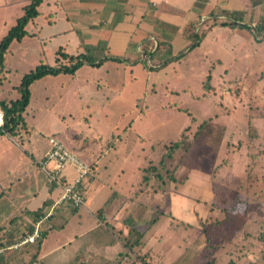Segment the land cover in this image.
I'll list each match as a JSON object with an SVG mask.
<instances>
[{"label": "rangeland", "instance_id": "374dc122", "mask_svg": "<svg viewBox=\"0 0 264 264\" xmlns=\"http://www.w3.org/2000/svg\"><path fill=\"white\" fill-rule=\"evenodd\" d=\"M53 1L46 0L41 5L40 16L26 26L29 34L22 40H14L7 52L5 66L11 69L0 72V99L9 101L19 98L21 93L18 86L22 76L40 63L55 65L56 50L61 45L63 51L70 54L87 50L98 58L119 57L121 61L108 59L101 66L84 64L75 73L46 75L34 81L30 85V103L24 115L29 124L37 123L38 129L31 132L33 135L30 140H24V145L32 143V146L38 147L48 140L49 134L59 131L69 135L74 131L77 134L74 135L73 132V137L88 139L90 146L100 145L105 139L103 147L109 148L116 142L118 149L127 151L128 154L127 157L119 156L113 166L117 168L124 165L126 168L122 176L118 175L121 179L126 175L128 184H123L121 192L125 193L119 192L129 199L117 210L118 224L114 227L122 232L126 231L124 221L130 217L134 218L138 228L146 229L147 222L152 219V212L146 215L145 211L150 207L152 211L157 210L164 215L156 224L162 225L159 233L162 239H159L157 245L155 239L147 245V248L153 243L156 245V253H153V258L150 257L152 264L236 263L233 247L226 249L223 245L224 241L234 240L238 232L236 227L233 224L232 227L221 225L215 232L214 228L210 229V233H204L203 227L224 219L223 206L230 207L234 204L235 188L225 183L233 179V185H239L235 180L234 170L232 171L235 164L244 163L245 167L251 169V177L255 174L257 180H264V138H259L253 148L248 145L249 137H239L242 131L254 133L256 130L251 125L246 127L245 124V128L239 124L241 109L238 107L240 103L243 104V114L247 117L253 112L255 116L264 118V42L254 38L253 30L250 40L254 41L246 42L243 34H232L230 27L223 29L219 26L208 33L200 48H195L194 52L191 50L185 59H177L175 55L178 52L166 50V45H162L160 51L153 53L152 57L148 55L144 58L142 52H135L136 59L130 61L125 52L122 53L120 48L106 40L92 45L89 39H83L82 49L79 50V44H75L72 34L49 37L52 31H57L64 24L62 18L58 19L61 15L64 16L60 0L49 8L47 2H52L53 5ZM27 3L28 0H0V40L23 14ZM215 6L218 8L219 3ZM233 12V9L217 12L225 17L215 16L205 23L209 25L211 21V27L220 25L223 20L235 19ZM249 14L244 18L251 22L257 14L254 11ZM199 20L189 30L202 37L210 26L201 25L196 31ZM33 32L40 33L44 42L41 43ZM213 37L216 39H212ZM74 38H79L78 33L74 34ZM192 42L194 41H189L188 45ZM246 50L251 54L250 59L243 58L246 57ZM203 51L207 55L204 60L210 66L209 71L201 64H191L193 61L198 63L195 60ZM161 55L164 58H160ZM216 56L221 60H216ZM161 59L170 60L166 66L155 69L162 62ZM61 62L69 63L65 59H61ZM204 120H211L213 127H224L220 143L211 136H197ZM176 142L180 144L173 149ZM3 146L18 152L21 149L7 136L0 141V148ZM171 150L172 155L166 157V168L160 169L159 176V161ZM115 172L113 174L116 177ZM21 176L23 175L13 174L6 162H0L1 183L10 178L17 182L14 177ZM22 180L19 187L25 185L24 182L28 183L26 177L23 176ZM185 183L189 185L186 188L187 196L191 197L189 205H194L192 210L190 206L189 211L194 217L184 216L182 221L176 222L179 219L168 211L170 193H177ZM214 183L225 184L229 189L218 186L214 199ZM261 186L262 202L258 203L251 196L247 204V210L250 209L253 213L258 212L257 206L264 210V181ZM208 187L212 190V199H206V193L202 195ZM15 189L17 187L12 186L13 194ZM112 198L115 199V195ZM8 200L4 197L0 201V232L8 225L9 220L6 222L5 217L14 211ZM121 202L117 200L115 203L118 206ZM259 217L257 238L264 228V218ZM169 227L174 231L169 230ZM174 233L176 234L173 235ZM172 236L175 239L173 244ZM261 248L258 244L253 250L254 258H249L247 264H264L260 259ZM141 252L138 256L151 255V250ZM135 255L132 252L129 256L135 258Z\"/></svg>", "mask_w": 264, "mask_h": 264}, {"label": "crops", "instance_id": "0c3cea01", "mask_svg": "<svg viewBox=\"0 0 264 264\" xmlns=\"http://www.w3.org/2000/svg\"><path fill=\"white\" fill-rule=\"evenodd\" d=\"M57 1L59 2V0H54L53 5L52 2H47L49 8L54 7ZM43 3H46V0H43ZM216 3H219L218 8L215 6ZM60 4L64 10V16L61 15L58 19L62 18L64 24L57 31H52L49 37L57 38L62 35L72 34L73 36L71 37L75 44H79L77 47L79 50L82 49L83 39H89L92 45L106 40L114 44L116 48H120L122 53L125 52L124 54H127V58L130 61L136 59L135 52H142L144 58L148 56L144 53L145 48H148L147 51H154L156 49L154 45H157L159 41L163 42L162 45L169 46L170 44L172 52H186L185 56L180 58L181 60L185 59L186 56H189L191 50L196 51V49L200 48L208 33L213 32L219 26L223 27V29L230 27L232 34H243L246 42L254 41L253 39L250 40L254 32V38L261 41V43L264 42V0H254L253 2L249 0H60ZM56 9L58 8L56 7ZM228 9L235 10L233 12L235 19L232 18L230 21L242 25L237 24L235 27L224 25L223 22L226 20H223L220 25H213L212 27L211 21H209V25L205 23L208 19L215 18V16L219 18L225 17V15H218L217 12H225ZM250 11H254L257 14L256 18H252L251 22L246 17L244 18L245 15L248 16ZM40 14L32 21L35 22ZM46 17L48 18V15ZM63 19H66V21ZM197 20H199V23L196 31L201 25L210 26L204 36L200 37L198 35V38L200 37L199 41L194 36L197 32L189 30ZM75 33H78L79 38H74ZM32 34H36L35 37H38L41 43L44 42V38L40 37V33L33 32ZM212 39H216V37ZM189 41H197L198 43L196 47L190 50L188 49ZM123 44L128 45L125 47L122 46ZM162 45L157 52L160 51ZM143 46L145 47L143 48ZM62 47L61 45L56 50V54L58 50H63ZM248 51L246 50L244 59L251 58V54ZM82 52H87V50L78 51L77 54ZM206 57L207 55L204 51L199 53L195 60L198 63L193 61L191 63L192 66L201 64L206 70L210 69V66L206 65L204 60ZM160 58H164V55H161ZM215 59L221 60L219 56H216ZM250 66L252 65L250 64ZM4 69L8 71L11 67L7 66L6 68L5 66ZM263 87L264 84L262 85ZM238 107L241 109L239 111V124L244 127L245 124L247 125L246 127L251 125L256 130L254 133L249 130L242 131L239 137H249L250 144L248 143V145L253 147L257 144L259 138H264V118L255 116L253 112L247 117V115L243 114V104L240 103ZM24 123L25 126L15 138L6 134L0 135V141L4 136H7L21 148L18 152L10 147H1L0 162H6L8 168L16 176L22 174L28 179V183L24 182L25 185L21 186L24 189H20L21 187L18 186L21 182L23 183V176L20 178L14 177L17 182L11 180L12 178L4 183L0 182V201L6 197V199H9L10 206L14 209L12 213L5 217L6 222L9 220L8 225L2 228L0 232V247L5 248L0 252V264H126L128 262L130 264H142L138 259L125 255L127 249L114 231L109 228L110 224L114 226L118 224L116 212L123 205V202L125 204L126 199H129L125 194H121L125 193L121 192L123 191V184H128L125 179L126 175L121 179L122 173H124L123 171L126 168L124 165L117 168L113 166L115 165L114 161L119 160V156L127 157V151H120L117 144H115L116 142L109 148L103 147L105 139L103 140L104 143L100 145L90 146L88 139L80 140L78 137H73V134H77L74 131V133L70 132L71 135L64 131L52 132L43 145L35 147V145L32 146V143H29V145L25 146L24 140L26 138L30 140L33 135L31 132L38 129V124L35 122H30L31 124H29L25 115ZM251 134L252 137L250 136ZM51 137H59L70 149L92 164L91 174L81 185V189L87 197L86 205L82 208H75L67 202H59L62 189L49 183L45 172L37 162L50 149ZM244 149L242 148V151H245ZM233 170L235 180L239 182V185H233V179H229V182L225 184L233 186L235 190L244 193L248 197V201L253 196L258 203H261V185L264 180H257L255 174L251 177L249 173L251 169L247 168V166L245 167L244 163L235 164ZM115 171L117 172L116 177L113 174ZM118 174H121V176ZM65 175L68 179L74 180L77 173L72 166H69L65 169ZM14 185L17 189H15L13 194L11 189ZM187 187L189 185L185 183L180 186L177 193H170L168 211L179 219L176 222L182 221L184 216L194 217L189 211L190 206L192 210L194 205H189L191 197L187 196ZM116 191L121 193L117 194ZM205 193L206 195L208 194L206 199L213 198L211 188L209 189L208 187V190L202 195ZM114 195L115 199L112 198ZM117 200L122 201L118 203V206L115 203ZM257 207L259 214L258 212H254V214L248 209V222L237 232L234 240L223 242L224 248L233 247L234 256L236 257V263L234 264H247L250 259L254 258L255 253L253 250L258 247V244L263 248L257 238L258 229L256 226L259 217L257 215H260L259 218L263 219L264 210L260 206ZM37 210L42 212V216L38 220L35 219L33 214ZM151 211L150 207L147 208V211H145L147 212L146 215H149ZM49 212L51 214L45 218ZM100 212H102V215H100ZM40 220H42L43 228L42 237L34 242L22 244L18 248H12L13 244L21 242L26 237L29 226H35ZM189 223L192 222L190 221ZM161 226L155 225L149 235H147L148 238L146 236L144 242L143 250H151L150 257L152 258L154 256L153 253H156V245L159 239H162L161 234H159L161 233ZM169 230L174 231L172 228ZM172 238L173 236L171 237L173 244L175 239ZM154 239L156 245L153 243L147 248V245H150ZM175 245L177 246V244ZM240 248L243 250L240 251ZM245 253H247V256ZM230 257L232 256L230 255ZM149 259L152 262L151 258Z\"/></svg>", "mask_w": 264, "mask_h": 264}, {"label": "trees", "instance_id": "16d2710c", "mask_svg": "<svg viewBox=\"0 0 264 264\" xmlns=\"http://www.w3.org/2000/svg\"><path fill=\"white\" fill-rule=\"evenodd\" d=\"M43 0H28V3L24 6V12L23 14L17 19L16 23L11 26L7 33L4 35V37L0 40V72L4 69L5 61H6V53L8 52L10 45L14 40H22V38L26 35H28V30L26 29L27 24L32 21L35 17H37L40 14V6L42 5ZM224 25H229L231 27H234L237 24L230 20H226L223 22ZM242 25V24H240ZM249 27V26H248ZM195 37L198 38V34H194ZM200 40V37L198 38V41ZM162 41H159L156 45V49L154 51L150 50L147 51V47L144 53L146 55L153 56V53H155L159 47L162 45ZM197 41L192 42L191 45H189L188 49H192L196 47ZM166 50L172 51L171 45H167ZM185 55L184 51L179 52L175 57L177 59H180ZM61 59L68 60L67 62H61ZM112 59L116 61H121L119 57H110V58H97L96 56L90 54L89 52H82L79 54H69L66 51L58 50L57 51V57H56V64L50 65L45 63H40L27 73H25L22 76L21 83L18 86V89L21 93L20 97L15 100H6V99H0V109L4 112V123L2 126H0V135H8L9 137L15 138L22 130V128L25 126L24 123V112L26 111V108L28 107L30 103V85L46 76V75H57L59 73H75L81 66L84 64H89L92 66H101L106 60ZM169 60H163L161 59V63L158 67H154L155 69H160L164 66H166L169 63ZM216 130V131H215ZM216 132V133H215ZM215 133L214 135H212ZM203 134L204 136H211L214 137L219 143L221 142L223 135H224V127L221 125H217L216 127H213L211 120H204L200 124V129L197 131V136ZM196 136V137H197ZM180 144V142H176L174 144L173 149L177 147ZM172 149V150H173ZM171 151H168L166 154H164L160 161H159V170L161 168H166V157L171 156ZM161 170L158 172V175L160 176ZM147 179V177H146ZM174 180V178L172 179ZM218 186H223L225 189L227 188L226 185L214 183L213 184V190H214V199L217 196L215 194L216 189H218ZM219 192V191H218ZM235 202L232 206H223L224 212H225V218L222 220H217L214 223L211 224H205L203 227L204 233H210V229L214 228L218 230V228L221 225L232 227V224L236 227L237 231H239L245 223V220L248 216V210H247V204H248V197L242 193L239 190H235ZM152 219L147 222V228L144 230H141L137 227L136 221L134 218H128L124 221L126 228V231L123 230H117L114 225L110 224L109 228L116 233L118 238L122 241L125 248L127 249V252L125 255H130L132 252H134L135 258L138 259L142 264H152L150 262L149 258L150 255L146 256H138L141 254L144 242L146 239V236L152 231V229L155 227V225L160 221V219L164 216L159 211H151ZM35 215V219L38 220L42 216L41 210H37L33 212ZM34 226V225H33ZM30 226L28 229V232L25 236L30 234L34 227ZM262 232L259 233L258 240L261 245H263V248H261L260 251V259L264 263V228L261 229ZM208 245H210L208 243ZM137 256V257H136Z\"/></svg>", "mask_w": 264, "mask_h": 264}, {"label": "built area", "instance_id": "2783aa9c", "mask_svg": "<svg viewBox=\"0 0 264 264\" xmlns=\"http://www.w3.org/2000/svg\"><path fill=\"white\" fill-rule=\"evenodd\" d=\"M4 123V112L0 109V126ZM51 147L44 156L37 162L45 172L48 181L52 186L62 189L59 202H67L75 208H82L86 205L87 197L81 189V185L92 172V164L83 159L77 152L70 149L59 137L50 138ZM72 166L77 176L70 180L65 175V169ZM49 212L45 218H47ZM42 220L38 221L33 231L21 242L13 244L12 248H18L22 244L34 242L42 237ZM5 248L0 247V252Z\"/></svg>", "mask_w": 264, "mask_h": 264}]
</instances>
